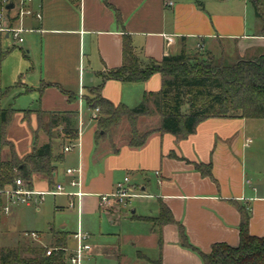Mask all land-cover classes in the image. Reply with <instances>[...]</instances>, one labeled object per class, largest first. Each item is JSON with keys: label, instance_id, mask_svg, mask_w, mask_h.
I'll use <instances>...</instances> for the list:
<instances>
[{"label": "crops", "instance_id": "1", "mask_svg": "<svg viewBox=\"0 0 264 264\" xmlns=\"http://www.w3.org/2000/svg\"><path fill=\"white\" fill-rule=\"evenodd\" d=\"M167 1L107 0L110 8L104 0H33L29 4L32 14L14 21V25L25 30L24 35H32L28 53L37 42L41 52L38 70L34 63L31 67L33 74L38 71V77L29 84L22 82L27 87L24 94H29L34 105L17 110L7 130V140L19 158L31 153L34 142H39L38 147L49 142L44 133L34 141L32 131L39 129L38 111L79 114V145L74 151L64 153L66 145L59 139L53 141L61 145L56 154L61 159L56 163L53 185L45 177L35 175L32 186H27L40 192L52 190L57 184L70 192L80 190L84 195L75 201H79L81 215L93 206L100 209V196L112 193L128 176L135 189L145 195L139 200H156L158 216L164 205L176 222L159 228L152 220L147 221L158 216H141L140 221L148 223L149 228L132 232L129 241L133 247L147 242V253L137 251L136 258L130 259L120 247H103L102 254L114 259L115 264H204L197 253L182 246L178 225L188 242L207 254L216 243L239 245L243 213L249 217L250 234L264 237V155L260 159L248 156L253 144L248 135L250 119L209 118L198 125L195 134L181 139L154 131L160 126V117L155 113L138 119L140 133L153 131L140 148L128 145L127 120L108 137L96 140L98 115L94 119L95 110L85 101L92 89L103 84L105 100L115 107L123 104L130 109L137 107L146 93L161 89L159 74L145 83L105 80L106 74L122 65L124 34L131 37L136 54L145 61L160 62L182 50L190 56L201 51L234 61L264 56L263 23L256 18L248 0H169L172 6ZM114 9L119 12L121 22ZM9 15L15 16L17 11L11 10ZM4 36L10 38L0 34V38ZM25 111L32 112L28 122L23 118ZM145 122L148 128H144ZM18 140L23 145L22 151L17 147ZM262 142L264 145V138ZM10 157V148L5 147L1 158L7 161ZM195 164L211 165V176H203ZM69 168L81 170L80 188L71 185L72 177L66 174ZM56 196L66 197L69 208L68 196ZM41 204L35 201L23 206L39 211ZM2 206L6 205L0 196ZM22 211L14 213L12 207L9 213L3 212L17 219ZM64 228L56 232L69 233V239L72 238L75 232ZM53 232L51 229L45 240L47 245L53 240ZM37 234L41 237L39 247H47L42 241L44 235ZM74 248L67 245L66 249Z\"/></svg>", "mask_w": 264, "mask_h": 264}, {"label": "trees", "instance_id": "2", "mask_svg": "<svg viewBox=\"0 0 264 264\" xmlns=\"http://www.w3.org/2000/svg\"><path fill=\"white\" fill-rule=\"evenodd\" d=\"M255 11L256 18L263 23L264 0H248ZM105 4L112 8L107 0ZM115 11L118 22L121 16ZM15 19H11L14 22ZM122 65L111 70L105 80L113 79L123 83H145L154 74L161 77V89L157 93H146L142 102L135 108L123 104L115 107L102 97L103 84L91 90L95 98L85 97L91 110L99 109L98 132L96 140L108 137L113 129L127 120L130 127L128 145L132 148L144 146L153 131L140 133L138 119L157 114L160 126L157 132L169 133L185 139L196 133L198 125L209 118H240L264 120V56L255 60L229 61L227 57L216 59L207 54V60L198 62L182 50L178 55L166 56L160 62L142 60L136 54L131 37L123 36ZM8 52L0 47V69ZM73 98L72 95L64 92ZM16 110L0 112V191L13 186L17 179L29 187L35 175L45 177L50 185L54 183L53 173L61 156L54 155L53 141L60 139L52 134L53 129L61 130L62 139L73 141L79 138L77 112L38 111L39 129L44 128L43 118L48 119L49 142L38 147L36 142L32 152L22 161L14 146L7 140V130ZM31 113L25 111V113ZM37 139L35 134L34 141ZM9 147L11 157L1 158L2 151ZM195 169L203 176H211V165L195 164ZM156 227L175 224L170 210L161 205L160 214L152 219ZM249 217L243 213L240 224V243L231 247L216 243L209 253H203L192 246L182 226L178 225L182 246L197 253L204 264H264V237L250 234ZM69 233L53 232L54 246L58 251L47 255L49 248L28 245L25 248H0V264H66V248ZM162 238H159V245Z\"/></svg>", "mask_w": 264, "mask_h": 264}, {"label": "rangeland", "instance_id": "3", "mask_svg": "<svg viewBox=\"0 0 264 264\" xmlns=\"http://www.w3.org/2000/svg\"><path fill=\"white\" fill-rule=\"evenodd\" d=\"M24 39L25 43L20 44L12 37L9 39H5V36L0 38L1 49L4 52L9 51L0 69V112L10 109L16 111L27 110L29 106L33 107L34 105L29 94H24L27 90L24 84H29L30 81H35L38 77V71L37 74H33L31 67L34 63L36 70H38L41 58L40 44L37 42L28 53V45L31 44L32 35H24ZM191 57L198 62L207 60L206 52L201 51L196 52ZM227 58L229 61H234L229 57ZM90 96L91 98H95L93 93H90ZM31 113L23 114L24 121H30L32 117ZM248 122L251 126L248 135L253 140V144L248 149V156L250 158L260 159L264 155V145L262 142L264 138V120H249ZM43 124L45 127L43 131L38 129L37 131H32V133L37 134L38 137L41 133H44L48 137V131L50 129L47 127V117L43 118ZM143 124L144 128L149 127L147 122ZM128 133H130V127ZM52 134L55 137H60L59 140L63 142V146L68 144V141L62 139L61 130L53 129ZM9 138L13 139L14 137ZM38 144L39 142H37ZM17 147L19 151L24 150L20 140H18ZM53 150L55 156L61 151V145L58 141H55L53 144ZM21 160L23 161L24 157ZM251 160L253 161L254 159ZM2 199L6 205V197L2 196ZM78 203L79 201H77L76 208L71 209L67 207L66 197L56 196L54 198V196H46L45 201L40 205L39 211L33 208H25L23 205H19L18 207L22 206L24 208L12 206L14 213L23 210L18 214L17 219H11L12 215L5 214L3 212L4 206H2L0 208V248H17L18 246L25 248L30 244L33 246H41L39 242L41 237L39 235L37 239H34L35 241L32 239L31 241L24 235L25 233L31 232L42 233L45 237H43V243L47 248H50V246H54V241L52 240L51 244L47 245L48 240H45L49 237L51 229L56 232L65 227L64 229L67 232L73 233L78 231L80 224L81 230L84 233L90 234L89 244L93 248L92 255L86 260L87 264H115L114 259L107 258L102 254L103 247L108 246L120 247L121 252L126 253L130 259L136 258L137 251H141L143 254L147 253V248L145 247L148 245L147 242L133 247L129 241V237L134 231L142 232L149 228L148 223L140 221L139 218L141 216H158L159 211L156 200L136 199L129 206L122 208H119V206L113 207L111 210L115 211L112 213L109 211L110 209H107L108 206L101 207L100 209L93 206L89 211L85 210L81 215L78 213ZM133 211H137L136 214H133ZM151 220L147 221L150 222ZM67 245L69 249L74 248L75 243L73 242V238L68 240Z\"/></svg>", "mask_w": 264, "mask_h": 264}, {"label": "built area", "instance_id": "4", "mask_svg": "<svg viewBox=\"0 0 264 264\" xmlns=\"http://www.w3.org/2000/svg\"><path fill=\"white\" fill-rule=\"evenodd\" d=\"M32 1L33 0H18L16 2L15 0H2V11L0 12V34L8 35L20 44L24 42L22 34L25 30L21 26L14 25V22H11V19H15L16 21L26 15H31L32 11L29 9V4ZM11 3L14 4V8L12 10L17 11V15L15 16H10L9 13L11 10L6 8V6ZM166 3L168 6L173 5V3L169 0ZM98 114L99 109H96L94 119H96ZM248 142L251 141L248 140ZM78 145V139L70 141L69 144L64 147V153L74 151ZM66 174L72 177L71 185L73 187L80 188L81 182L79 178L81 170L69 168L66 171ZM56 195L68 196L70 198L69 208L74 209L77 202L75 199L80 200L84 194L80 190L78 192H70L62 184H57L52 190L40 192L30 189L21 179H17L13 186L0 191V196H5L8 199V203L3 207V211L5 213H9L12 206H29L35 201H38L41 204L45 201L46 196ZM142 197H145V195L135 189L130 178L126 176L123 181L116 185V188L112 193L100 196V205L102 207L108 206L107 209H112L115 206L126 207L133 200ZM25 236L32 239L38 238V234L35 232L25 233ZM72 238L75 242V248L71 251L66 249V264H87L86 260L93 252V248L89 244L90 234L84 233L79 228L78 231L72 235ZM52 251H58V249L50 248L47 255H51Z\"/></svg>", "mask_w": 264, "mask_h": 264}, {"label": "water", "instance_id": "5", "mask_svg": "<svg viewBox=\"0 0 264 264\" xmlns=\"http://www.w3.org/2000/svg\"><path fill=\"white\" fill-rule=\"evenodd\" d=\"M6 8L8 9V10H12L13 8H14V4H9L8 6H6Z\"/></svg>", "mask_w": 264, "mask_h": 264}]
</instances>
